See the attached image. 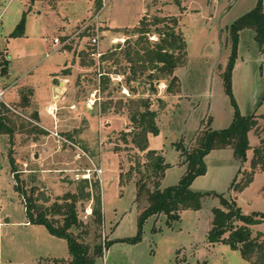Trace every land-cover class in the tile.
<instances>
[{"label": "rangeland", "instance_id": "374dc122", "mask_svg": "<svg viewBox=\"0 0 264 264\" xmlns=\"http://www.w3.org/2000/svg\"><path fill=\"white\" fill-rule=\"evenodd\" d=\"M258 2L57 0L53 5L0 0V84L7 88V116L15 130L11 138L0 135V264H49L52 259L69 257L64 239L52 236L43 225L27 222L10 173L9 151L18 175L27 186H35V195L45 206L61 204L67 193H79L80 186H89L93 192L94 186L99 187L102 225L97 243L104 248L94 264H253L227 245L208 242L211 209L219 207L216 197L205 198L199 211H183L178 220L154 215L139 228L146 203L135 201L137 177L132 173L129 178L127 172L141 153L125 144L122 136L131 132L128 99L148 97L158 128L156 135L148 136V147L167 164L159 186L166 189L178 185L186 170L178 143L190 149L200 130L229 128L236 111L242 116L264 115V44L259 46L252 29L238 34L230 94L226 77L232 56L230 27ZM142 16L178 20L175 31L184 37L186 56L175 69L177 81L170 92L167 81L148 78L150 71H136L131 83L135 94L125 88L131 63L124 53L137 39L133 28ZM22 19L24 36L9 38ZM54 37L60 43L58 50ZM94 37L95 46L91 45ZM146 37L150 42L158 39L153 32ZM92 50L100 57H91ZM65 62L69 69L60 71ZM73 62V89L60 98L52 91L55 97L51 99L52 75H67ZM49 103L55 108H49L53 116L37 120L35 109ZM259 124L258 132L248 133L250 148L244 162L236 160L230 147L212 150L203 160L205 173L192 181L191 190L233 199L245 215L264 214L263 172H255L242 194L230 189L249 169L258 135L264 140V118H259ZM93 204L92 197L76 204L85 224L92 223ZM87 232L84 228L75 231L93 242L95 230L90 227ZM250 232L261 233L264 239V222L250 226ZM139 233L137 241L127 240Z\"/></svg>", "mask_w": 264, "mask_h": 264}, {"label": "trees", "instance_id": "16d2710c", "mask_svg": "<svg viewBox=\"0 0 264 264\" xmlns=\"http://www.w3.org/2000/svg\"><path fill=\"white\" fill-rule=\"evenodd\" d=\"M28 1H46L54 5L57 0ZM177 24L178 20L175 17L154 16L151 20H147L145 16H142L138 26L133 28L137 39L133 47L127 48L124 53L125 59L131 63V78L126 77L125 79V88L130 93H136L131 83L136 80L137 70L140 73L150 71L151 74L148 78L151 80L167 81L166 91L170 92L172 83L177 81L174 75L175 69L185 61L186 56L184 37L175 31ZM243 29H252L255 33V40L262 48L264 44L262 0H259L254 9L247 12L230 27L232 56L226 74L229 94L230 72L236 56L238 34ZM152 32L158 37L156 42H150L146 37ZM23 35L24 24L22 19L8 37L19 38ZM6 68L3 69V72H6ZM127 103L131 132L124 133L122 140L125 144L136 149L138 153H141L140 158L135 157L134 166L129 168L127 174L129 178L132 173L137 177L134 182L136 188L135 201L138 203L144 200L146 203L139 215V228L147 218L154 215L165 214L169 220H178L183 211H199L205 198L216 197L219 201V207L211 209L212 220L207 233L208 242L227 245L232 250L238 251L241 258L250 263L264 264V239L261 233L252 235L250 232V226L264 222V214L245 215L233 199L211 192H195L190 188L192 181L205 173L206 167L203 160L212 150L230 147L236 160L239 163L244 162L246 153L250 148L248 133L251 131L258 132L260 128L259 118H264V115L242 116L236 111L229 128L221 131L200 130L195 137L196 145L190 149L184 147L182 143H178L176 149L180 153L181 162L185 164L186 170L178 185L160 189V181L164 176L167 164L160 153L148 147V136L158 133L156 112L151 110V102L148 97L131 98L128 99ZM8 113L9 109L0 104V135H8L11 138L15 130L13 121L7 116ZM262 129L264 130V126ZM258 139L259 145L253 148L249 169L244 170L240 178L231 184L230 189L235 195L248 187L257 170L264 172V140L260 135H258ZM8 162L10 173L15 182L14 186L24 203L27 222L43 225L52 236L62 238L67 243L69 257L67 259H52L49 264H94L96 258L102 257L104 247L97 243L100 237L97 232L102 225L99 187L94 186L93 192V189L90 191L89 186H80L79 193H67L61 204L54 203L51 206H45L39 202L40 199L35 195V186H27L18 175L15 159L10 151ZM84 182L87 181L84 180ZM90 188L92 187L90 186ZM91 197L94 203L92 206V223L85 224L78 216L76 204L80 199L90 200ZM90 227L96 232L93 242L87 241L84 236L75 233V231L84 228L85 234H88L87 231ZM139 235L140 233L135 238L127 240L135 242L139 239Z\"/></svg>", "mask_w": 264, "mask_h": 264}, {"label": "crops", "instance_id": "0c3cea01", "mask_svg": "<svg viewBox=\"0 0 264 264\" xmlns=\"http://www.w3.org/2000/svg\"><path fill=\"white\" fill-rule=\"evenodd\" d=\"M24 36V35H23ZM56 37H54L53 39H55ZM58 38V37H57ZM59 46L60 45H57V48H56V50H58L59 49ZM69 66L67 65V63L65 62V66H63V68H60V71H62V70H66V69H69L68 68ZM71 67V72L69 71V73L67 74V75H65V76H59V75H56V74H54V75H52V80L54 81V80H57L58 82H59V86H58V89H56L55 88V86H54V84L51 86V99H53L55 96H54V93L52 92V91H56V93H58V96H56L57 98H60V97H63L64 96V94L66 93V91H70L71 92V90L73 89V87L71 86V78H72V76H73V69H74V67H75V62H73L72 63V66H70ZM7 73H8V69H7ZM8 76H9V73H8ZM12 85V84H11ZM10 86H8V88H9ZM74 103H72V105H73ZM52 105L49 103L48 105H46L43 109H41V108H36L35 110H36V112H37V114H36V119L37 120H39V121H43V116L44 115H50L51 117L53 116L52 115V113H49V108L51 107ZM87 110H88V112L90 111L89 110V108H86ZM25 114H26V111L24 112ZM264 114V113H263ZM258 115H260V114H258ZM49 117V116H48ZM55 120H54V122H56V123H59L60 121H58L56 118H54ZM62 121H65L64 119H62L61 120V122ZM53 121H52V119L50 120V124H53L54 123ZM258 145H259V142L257 143ZM257 144L256 145H253V147L252 148H254L255 146H257ZM262 172V171H261ZM264 173V172H263ZM246 189V188H245ZM244 191V190H243ZM242 191V192H243ZM242 192L241 193H239L238 195H240V194H242Z\"/></svg>", "mask_w": 264, "mask_h": 264}, {"label": "built area", "instance_id": "2783aa9c", "mask_svg": "<svg viewBox=\"0 0 264 264\" xmlns=\"http://www.w3.org/2000/svg\"><path fill=\"white\" fill-rule=\"evenodd\" d=\"M103 1H106V0H103ZM53 44L60 45L59 40L57 38L53 39ZM96 44H97V38L94 37L91 39V45L95 46ZM90 55L91 57H100V54L94 51H92ZM6 91H7V88L3 87V85L0 84V104H3L4 106L7 107L8 105L6 104L5 99H4ZM56 96H58V93ZM52 108H53L52 111H54L55 108L53 106ZM84 177H87V175H84Z\"/></svg>", "mask_w": 264, "mask_h": 264}, {"label": "water", "instance_id": "95a60500", "mask_svg": "<svg viewBox=\"0 0 264 264\" xmlns=\"http://www.w3.org/2000/svg\"><path fill=\"white\" fill-rule=\"evenodd\" d=\"M53 84H54L55 88L57 89L58 86H59V82H58L57 80H54V81H53Z\"/></svg>", "mask_w": 264, "mask_h": 264}]
</instances>
